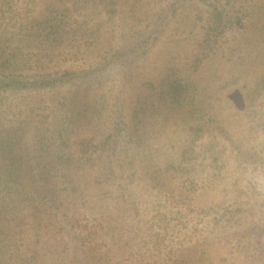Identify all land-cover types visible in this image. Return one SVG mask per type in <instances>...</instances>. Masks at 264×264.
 Wrapping results in <instances>:
<instances>
[{
    "label": "rangeland",
    "instance_id": "1",
    "mask_svg": "<svg viewBox=\"0 0 264 264\" xmlns=\"http://www.w3.org/2000/svg\"><path fill=\"white\" fill-rule=\"evenodd\" d=\"M0 264H264V0H0Z\"/></svg>",
    "mask_w": 264,
    "mask_h": 264
},
{
    "label": "trees",
    "instance_id": "2",
    "mask_svg": "<svg viewBox=\"0 0 264 264\" xmlns=\"http://www.w3.org/2000/svg\"><path fill=\"white\" fill-rule=\"evenodd\" d=\"M39 81H43V80H36V81L33 80V82H30L28 86L34 87V88H37V87L41 88V87H43L44 83H48L47 81H43L42 83ZM12 84H19V86H23V85H25V80H17V81L12 82ZM6 85H9V83L7 82ZM37 196H42V194L37 193Z\"/></svg>",
    "mask_w": 264,
    "mask_h": 264
}]
</instances>
